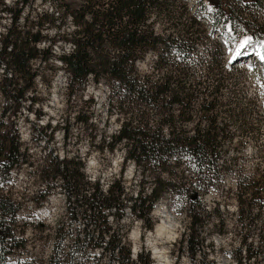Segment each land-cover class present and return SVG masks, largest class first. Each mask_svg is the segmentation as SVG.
Here are the masks:
<instances>
[{"label": "trees", "instance_id": "1", "mask_svg": "<svg viewBox=\"0 0 264 264\" xmlns=\"http://www.w3.org/2000/svg\"><path fill=\"white\" fill-rule=\"evenodd\" d=\"M52 1L55 12L49 16L41 14L33 32L23 30L19 21L24 8L35 0H15L11 5L0 0V19L1 15L9 18V26L0 37V95L5 101L0 113V264H9L7 256L24 247L14 231L19 207L4 187L12 172L27 164L17 128L13 120L7 122L5 117L18 112L25 93L31 89L36 76L32 63L38 59L45 63L52 58L65 74L69 96L80 91L89 78L108 85L110 110L116 108L121 122L115 135L102 136L104 148L110 153L118 147L123 149L122 163H133L139 189L135 198L127 197L121 181L113 179L105 188L98 181H85L79 157L68 161L52 158L53 177L65 199L69 225L58 224L50 254L41 264H102L103 258L107 264H151L149 255L142 252L135 262L131 260V249L118 228L128 210L133 220L151 230L150 213L165 194L187 206L188 223L180 246L189 264H210L198 259L206 220L201 198L219 180L222 169L226 170L219 161L226 152V141H231L233 135L218 122L220 81L215 86L206 85V76H213L214 71L219 75L214 58L211 55L206 75L202 76L193 72L200 64L190 62L193 41L205 32L201 24L193 15L181 22L186 14L172 11L175 0ZM203 1L211 5L213 28L228 26L232 38L247 34L250 29L256 43L264 39V20L242 19L236 13V8L264 9V0H197L202 10ZM67 20L71 30L65 27ZM43 23L46 30L53 29L54 36L45 49H39L37 46L46 40ZM236 29H241L240 34ZM57 43L69 44L71 50L56 56L51 47ZM150 52H154L151 70L137 71L136 62ZM218 69H222L221 64ZM195 115L198 122L188 128ZM76 122L87 124L88 119L77 118ZM202 122L206 125L201 126ZM259 182L241 177L236 184L240 219L246 218L247 226L256 221L260 224L258 246L246 244L247 236L242 241L244 259L253 260L254 264H264V224L258 220L261 208L252 215L247 202L255 198L264 201V189L248 188ZM243 183L246 185L242 187ZM72 224L79 226L72 228ZM94 251H98V257L93 255L88 262Z\"/></svg>", "mask_w": 264, "mask_h": 264}, {"label": "rangeland", "instance_id": "2", "mask_svg": "<svg viewBox=\"0 0 264 264\" xmlns=\"http://www.w3.org/2000/svg\"><path fill=\"white\" fill-rule=\"evenodd\" d=\"M13 1L15 0H3L6 5H11ZM201 5L205 7L204 10L197 0H175L171 9L173 12L182 11L186 14L181 20L183 23L186 17L193 15L201 24V30L205 31L197 41H193L194 50L190 62L200 64L193 68V72L195 76H202L206 75V66L210 64L211 55L214 58V68L219 75H215L214 71L213 76H206L209 78L206 85L215 86V82L220 81L218 122L226 125L233 139L226 141V152L222 161H219V165L227 167L226 170L222 169L219 180L214 181L213 186L201 198L206 220L202 230V254L198 259L210 264H254L253 260L244 259L245 244L242 241L247 236L246 244L258 246L260 242L257 233L260 224L256 221L255 224L247 226L248 220L240 219L237 213L236 184L241 177H247L260 181L256 186L248 188L264 189V95H261L264 92L261 87L264 85V60L257 53L260 48L262 55L264 47L261 45H264V39L259 44L251 40L237 55L240 58L231 61L240 42L246 37H252L249 33L251 30L249 29L248 35H238V38L232 39L224 47L221 42L229 39L231 30L213 28V16L209 11L212 9L211 5L206 1ZM54 12L52 0H35L29 8H24L19 25L25 31L34 32L40 15L49 16ZM236 13L242 19L264 20V9L236 8ZM42 25V34L46 40L37 46L39 49H45L49 44L48 40L54 36L53 29L46 30V23ZM8 26V16L1 15L0 37ZM65 27L72 29L68 20ZM156 31L159 33L160 27ZM235 31L240 34L241 29ZM51 50L58 56L62 52L70 51L71 47L69 44L57 43ZM253 54L257 55L256 59H252ZM153 62L154 52H150L136 62L135 68L139 72H148ZM220 64L222 69H218ZM32 69L36 76L31 89L25 93L20 109L14 116L7 113L5 117L7 122L13 120L17 128L27 162L12 172L4 187L7 195L19 207L14 219V231L16 240L24 245L21 250H15L7 256L9 264L23 261L30 264L43 263L50 254L58 224L69 225L65 199L53 177L52 158H64L68 161L79 157L83 164L81 172L85 181H98L102 188L113 179L121 181L127 197L135 198L139 189V176L133 163H122L123 149L118 147L110 153L104 148L102 136L115 135L121 122V114L116 108L110 110L111 95L108 85L103 81L95 83L89 78L80 91L69 96L65 74L56 59L52 58L45 63L38 59L32 63ZM2 79L3 72L0 69V81ZM4 107L5 101L0 95V113ZM77 118H87L88 122H76ZM197 118L198 115L193 117L188 128L198 122ZM200 124L206 125L204 122ZM244 185L246 183L242 187ZM256 200L248 201L247 204L252 215H255L257 208H261L258 220L264 224V201ZM186 211L184 202L165 194L150 213L148 224L152 225V229L148 230L139 220H133L126 210L118 229L120 234H124L126 246L131 249V260L135 262L132 250L137 248L138 253L148 254L153 264L152 250L147 244L149 238L164 252L166 264H189V259L180 246L181 236L188 223ZM159 224L166 227L164 234L150 238ZM75 226L79 225H71L72 228ZM93 255L98 257V251L90 253L88 262L92 261ZM260 259L262 258H258ZM101 263L107 264L105 258Z\"/></svg>", "mask_w": 264, "mask_h": 264}, {"label": "bare ground", "instance_id": "3", "mask_svg": "<svg viewBox=\"0 0 264 264\" xmlns=\"http://www.w3.org/2000/svg\"><path fill=\"white\" fill-rule=\"evenodd\" d=\"M236 55V54H235ZM237 58V55H236ZM243 58V57H242ZM166 227L162 224V225H158L155 228V231L152 233V235L150 236V238L154 235V237H161L164 234ZM155 241V240H154ZM147 244L148 246L151 248L152 250V259H153V264H166V260L164 257V252L162 251V249H159L157 247V245L148 238L147 240ZM135 250H137V248H135Z\"/></svg>", "mask_w": 264, "mask_h": 264}, {"label": "snow or ice", "instance_id": "4", "mask_svg": "<svg viewBox=\"0 0 264 264\" xmlns=\"http://www.w3.org/2000/svg\"><path fill=\"white\" fill-rule=\"evenodd\" d=\"M209 11H211V9H209ZM251 42L252 41H251L250 37H246L245 39H243L237 47L236 55H239L240 49L244 48L245 46H247ZM261 46L264 47V45H261ZM233 59H235V55L233 56ZM261 60H264V55L261 56ZM230 63H231V61H230ZM261 87L264 88V85H261ZM261 95H264V92H262Z\"/></svg>", "mask_w": 264, "mask_h": 264}]
</instances>
